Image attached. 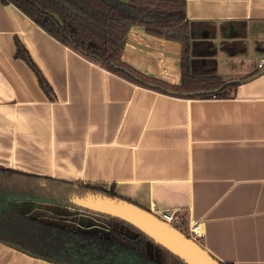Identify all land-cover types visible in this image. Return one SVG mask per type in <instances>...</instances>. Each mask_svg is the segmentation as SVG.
<instances>
[{
    "label": "crops",
    "instance_id": "obj_1",
    "mask_svg": "<svg viewBox=\"0 0 264 264\" xmlns=\"http://www.w3.org/2000/svg\"><path fill=\"white\" fill-rule=\"evenodd\" d=\"M187 16L193 75L252 76L229 97L188 98L133 83L0 0V165L114 185L156 214L200 221L199 242L223 263L264 264V0H187ZM17 40L53 100L16 56ZM181 51L180 41L133 25L122 59L180 84ZM18 206L33 218L107 232L103 217L73 206ZM0 264L58 263L0 241Z\"/></svg>",
    "mask_w": 264,
    "mask_h": 264
},
{
    "label": "trees",
    "instance_id": "obj_2",
    "mask_svg": "<svg viewBox=\"0 0 264 264\" xmlns=\"http://www.w3.org/2000/svg\"><path fill=\"white\" fill-rule=\"evenodd\" d=\"M2 2L16 5L48 33L87 59L144 87L188 98L229 97L237 85L252 77L225 80L217 74L196 76L191 73L187 0ZM133 25L143 26L149 34L181 42L180 84L145 74L122 59L126 37ZM16 56L34 70L40 87L53 100L55 92L51 84L19 40ZM88 192L122 197L116 193L114 185L70 182L0 165V241L58 264H185L133 226L135 234L114 227L107 232L83 229L30 217L18 206L22 200L74 206L71 198ZM151 243L156 250L154 253Z\"/></svg>",
    "mask_w": 264,
    "mask_h": 264
},
{
    "label": "water",
    "instance_id": "obj_3",
    "mask_svg": "<svg viewBox=\"0 0 264 264\" xmlns=\"http://www.w3.org/2000/svg\"><path fill=\"white\" fill-rule=\"evenodd\" d=\"M73 207L133 226L185 264H222L198 240L149 209L122 197L88 192L71 198ZM152 244V243H151Z\"/></svg>",
    "mask_w": 264,
    "mask_h": 264
},
{
    "label": "built area",
    "instance_id": "obj_4",
    "mask_svg": "<svg viewBox=\"0 0 264 264\" xmlns=\"http://www.w3.org/2000/svg\"><path fill=\"white\" fill-rule=\"evenodd\" d=\"M264 66V60L259 64V67ZM162 219L174 224L179 227L182 225V230L187 233L190 237L199 241L203 236L202 224L200 221L194 220L186 223L185 218L179 212L165 211L162 214H158ZM180 228V227H179Z\"/></svg>",
    "mask_w": 264,
    "mask_h": 264
},
{
    "label": "rangeland",
    "instance_id": "obj_5",
    "mask_svg": "<svg viewBox=\"0 0 264 264\" xmlns=\"http://www.w3.org/2000/svg\"><path fill=\"white\" fill-rule=\"evenodd\" d=\"M82 212H85V213H87V214H93V215H97V214H94V213H92V212H88V211H82ZM107 218H109V217H107ZM98 223V222H97ZM99 224V223H98ZM101 224V223H100ZM113 224H114V226L116 227V228H118V229H120V230H122V231H124V232H130V233H134V231H133V229L131 228V226L130 225H128V224H126V223H124V222H121V221H119V220H116V219H114L113 220ZM179 227L182 229L183 228V226L182 225H179ZM135 234V233H134Z\"/></svg>",
    "mask_w": 264,
    "mask_h": 264
},
{
    "label": "flooded vegetation",
    "instance_id": "obj_6",
    "mask_svg": "<svg viewBox=\"0 0 264 264\" xmlns=\"http://www.w3.org/2000/svg\"><path fill=\"white\" fill-rule=\"evenodd\" d=\"M84 211V210H83ZM93 216H95V215H93ZM96 216H101V217H103L102 219H100L101 221V223H103L104 224V226L105 227H107L106 229L107 230H109L111 227H114V228H116L115 226H114V224H113V220L114 219H111L110 217L109 218H107L106 216H102V215H96ZM118 229V228H117ZM103 232V231H102ZM130 233V232H129ZM130 234H133V233H130ZM154 247V246H153ZM153 250V253L156 251L155 250V247L152 249Z\"/></svg>",
    "mask_w": 264,
    "mask_h": 264
}]
</instances>
